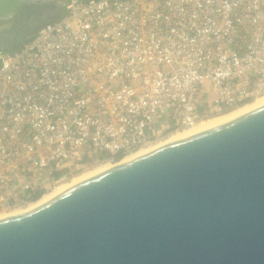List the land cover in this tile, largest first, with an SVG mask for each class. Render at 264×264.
<instances>
[{
	"label": "built area",
	"instance_id": "1",
	"mask_svg": "<svg viewBox=\"0 0 264 264\" xmlns=\"http://www.w3.org/2000/svg\"><path fill=\"white\" fill-rule=\"evenodd\" d=\"M0 51V213L264 95V0H46Z\"/></svg>",
	"mask_w": 264,
	"mask_h": 264
},
{
	"label": "water",
	"instance_id": "2",
	"mask_svg": "<svg viewBox=\"0 0 264 264\" xmlns=\"http://www.w3.org/2000/svg\"><path fill=\"white\" fill-rule=\"evenodd\" d=\"M61 10L0 0V51ZM0 264H264V104L0 219Z\"/></svg>",
	"mask_w": 264,
	"mask_h": 264
},
{
	"label": "bare ground",
	"instance_id": "3",
	"mask_svg": "<svg viewBox=\"0 0 264 264\" xmlns=\"http://www.w3.org/2000/svg\"><path fill=\"white\" fill-rule=\"evenodd\" d=\"M264 104V95L257 97L256 99L252 100L250 103L239 107L237 109H234L232 111L226 112L224 114L218 115V116H212L209 118H206L200 122H198L197 124H195L194 126L178 131V132H174L171 135H169L166 139H164L163 141H159L157 143H153L151 145H149L146 148L140 149L137 152L133 153L132 155L126 156L124 157L119 163H116L114 165H101L99 167H96L95 169L89 170L87 172L78 174L77 176L71 178L68 182H61L59 183L58 186H56L55 188H53L52 190H50L49 192L45 193L43 196H41L37 201L25 206L24 208L21 209H16L13 211H9V212H2L0 213V219H4L7 217H11L14 215H18L24 212H27L29 210H32L40 205H42L43 203L47 202L48 200L56 197L57 195H59L60 193H62L63 191L67 190L68 188L80 183L81 181L90 178L96 174L101 173L104 170H107L109 168H111L112 166H115L117 164H122L124 162H127L129 160H132L134 158H137L141 155H144L160 146H163L169 142L172 141H176V140H180L183 139L185 137L203 132L205 130H208L210 128H213L215 126H218L220 124H223L225 122H228L230 120H233L255 108H258L259 106Z\"/></svg>",
	"mask_w": 264,
	"mask_h": 264
},
{
	"label": "rangeland",
	"instance_id": "4",
	"mask_svg": "<svg viewBox=\"0 0 264 264\" xmlns=\"http://www.w3.org/2000/svg\"><path fill=\"white\" fill-rule=\"evenodd\" d=\"M4 26H6V23L5 22H0V28H3ZM99 166H101V165H92V166H90L86 171H84V172H87V171H89V170H92V169H95L96 167H99ZM83 172V173H84ZM69 180H67L66 182H68Z\"/></svg>",
	"mask_w": 264,
	"mask_h": 264
},
{
	"label": "flooded vegetation",
	"instance_id": "5",
	"mask_svg": "<svg viewBox=\"0 0 264 264\" xmlns=\"http://www.w3.org/2000/svg\"><path fill=\"white\" fill-rule=\"evenodd\" d=\"M38 3L43 4V5H46L48 2L46 0H38ZM47 16H49V15L46 14V17L45 18H47ZM41 20H42V18H40V21ZM36 21H38V19H36Z\"/></svg>",
	"mask_w": 264,
	"mask_h": 264
}]
</instances>
